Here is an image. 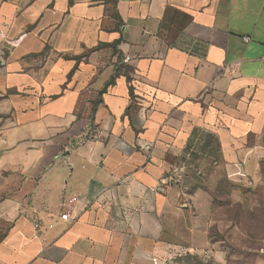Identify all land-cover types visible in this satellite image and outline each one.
Listing matches in <instances>:
<instances>
[{
  "label": "crops",
  "instance_id": "1",
  "mask_svg": "<svg viewBox=\"0 0 264 264\" xmlns=\"http://www.w3.org/2000/svg\"><path fill=\"white\" fill-rule=\"evenodd\" d=\"M263 176L264 0H0V264H177Z\"/></svg>",
  "mask_w": 264,
  "mask_h": 264
},
{
  "label": "rangeland",
  "instance_id": "2",
  "mask_svg": "<svg viewBox=\"0 0 264 264\" xmlns=\"http://www.w3.org/2000/svg\"><path fill=\"white\" fill-rule=\"evenodd\" d=\"M215 202L211 251L185 255L177 264H258L264 259V176L258 186L239 190L223 183Z\"/></svg>",
  "mask_w": 264,
  "mask_h": 264
},
{
  "label": "built area",
  "instance_id": "3",
  "mask_svg": "<svg viewBox=\"0 0 264 264\" xmlns=\"http://www.w3.org/2000/svg\"><path fill=\"white\" fill-rule=\"evenodd\" d=\"M245 42H249L250 39L249 38H244ZM131 57L129 55H127L124 59L125 63H129L131 61ZM180 179H181V170L179 169H175L173 170L171 173H169L167 176H165L161 181H159V183L150 189V192L152 194L156 193L157 191H163L165 186H168L171 183L174 184H178L180 183ZM78 202V198L75 196H72L71 198H69L66 202H65V211L63 212L61 219L64 222H71V216H70V212L69 209L71 207H73L76 203ZM35 227L37 229L41 228V224L39 222H37L35 224ZM54 227V224H49L48 228L52 229Z\"/></svg>",
  "mask_w": 264,
  "mask_h": 264
}]
</instances>
